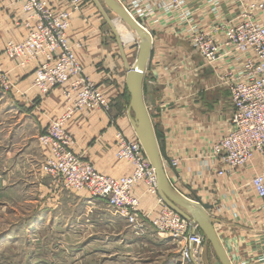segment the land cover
Listing matches in <instances>:
<instances>
[{
    "label": "crops",
    "instance_id": "0c3cea01",
    "mask_svg": "<svg viewBox=\"0 0 264 264\" xmlns=\"http://www.w3.org/2000/svg\"><path fill=\"white\" fill-rule=\"evenodd\" d=\"M45 1L55 12L70 14L68 38L75 54L85 73L99 85L111 102L109 111L84 109L67 121L66 130L74 139L72 149L82 159L92 162L102 174L112 177L130 175L133 165L116 155L118 132L132 140L137 138L129 117L130 95L126 86L128 70L116 36L110 26L104 25L106 20L93 0H80L78 6L74 0ZM187 2L193 20L214 16L213 13L203 12L208 9L209 1ZM25 18L21 0H0V64L20 89V94H16L18 109L32 115L44 131L51 121L60 118L65 112L68 101L64 90L68 84L42 94L33 86L37 62L22 66L20 60H11L4 52L9 41L19 43L27 36L28 30L22 23ZM141 22L153 34L144 94L147 107L153 113L162 159L186 158L179 169L182 178L175 182L176 187L186 196L199 200L206 209L218 208L219 204L226 203L224 196L229 195L234 201L230 193L242 186L240 177L220 179L211 173L198 178L201 168L195 159V156L205 152L218 132L230 129L232 106L228 88L221 83L214 67L208 66L182 35L179 14L160 10ZM125 50L129 51L126 45ZM127 58L132 65L135 59L131 60L129 52ZM227 67L237 70L241 64L231 63ZM173 178L174 175H171V180ZM134 194L140 198L143 213L152 212L153 216L160 212L161 206L158 207L154 196L146 192L144 182L134 187ZM79 195L82 196V193ZM83 197L92 198L88 194ZM244 199L247 202L244 203L246 209L243 210L240 205L234 210L237 215L244 213V217L236 218L233 213L225 211L223 214L218 213L212 222L232 264H260L264 251V200L257 203L256 207L257 204L247 201L246 196ZM87 202L94 206L107 204L99 198ZM77 220L80 222V218ZM113 221L104 218L108 225ZM84 224L94 227L91 219H86ZM165 239H168L166 243ZM138 240L162 247L169 244L171 239L150 232L143 238H129L127 244ZM177 245L180 248L177 258L166 262L163 260L160 264H190L183 262L181 245ZM207 251L208 248L205 255L212 254ZM209 257V260L208 255L204 260L201 258L200 264H214L218 260L216 254Z\"/></svg>",
    "mask_w": 264,
    "mask_h": 264
},
{
    "label": "built area",
    "instance_id": "2783aa9c",
    "mask_svg": "<svg viewBox=\"0 0 264 264\" xmlns=\"http://www.w3.org/2000/svg\"><path fill=\"white\" fill-rule=\"evenodd\" d=\"M21 1L26 13L22 23L28 33L22 42L9 41L4 52L11 60H20L21 65L37 62L33 85L40 93L68 84L64 90L68 101L65 112L51 123L43 140L52 145L47 172L59 178L68 189L88 191L93 197L107 201L115 213L142 230L145 222L139 219L140 202L134 195V187L143 181L149 193L159 194L156 172L149 157L137 138L132 140L118 132L117 157L130 162L133 172L112 177L100 173L68 148L72 139L65 129L67 121L84 109L109 111L111 102L85 73L75 54L68 38L70 14L55 12L45 0ZM79 1L74 0L76 6ZM207 1L210 9L203 12L214 16L196 21L187 0H118L144 28L141 20L160 10L179 14L182 35L206 64L214 67L221 83L228 88L232 106L230 129L218 132L208 147L205 146V152L195 159L201 168L198 178L211 173L220 179L240 177L242 186L230 193L234 201L228 195L223 197L226 203L219 204L218 208H205L209 215L213 214L212 220L225 211L238 218L241 216L234 210L240 205L246 209L245 196L249 202L264 200V0ZM231 63L241 64V68H228ZM6 77L0 64V81L11 88L12 84L5 82ZM184 160L183 157L163 160L170 185L179 194L202 205L176 187L175 182L182 178L179 169ZM171 175H174L172 180ZM159 200L162 207L154 222L155 228L181 245L183 262H194L193 258L199 261L206 240L198 224L184 218L160 195ZM260 264H264V251Z\"/></svg>",
    "mask_w": 264,
    "mask_h": 264
},
{
    "label": "rangeland",
    "instance_id": "374dc122",
    "mask_svg": "<svg viewBox=\"0 0 264 264\" xmlns=\"http://www.w3.org/2000/svg\"><path fill=\"white\" fill-rule=\"evenodd\" d=\"M108 14L118 19L114 12L108 10ZM118 20L131 29L126 22ZM104 25L109 26L107 21ZM138 40L137 37L124 42L132 61L137 57ZM5 73L8 76L5 82L12 86L6 87L0 81V264H160L163 260L176 259L180 248L170 237L169 244L162 247L143 240L127 244L129 238H143L150 232L167 236L155 228L159 213L153 216L152 212L143 213L137 195L134 194L140 202L139 219L145 222L142 230L115 213L107 201L106 205L89 204L87 201L95 197L88 191L68 189L59 178L47 172L52 145L43 140L54 120L42 131L32 115L19 110L16 94H20V89L11 81L9 73ZM69 136L72 142L68 148L74 152V140ZM146 192L149 193L147 184ZM84 194L92 198H85ZM151 195L158 207H162L159 194ZM240 216L244 217V213ZM104 218L114 221L108 225ZM86 219H91L94 227L85 225ZM205 240L199 261L207 255L209 260V256L216 254L206 236ZM206 247L207 253L212 254L205 255Z\"/></svg>",
    "mask_w": 264,
    "mask_h": 264
},
{
    "label": "water",
    "instance_id": "95a60500",
    "mask_svg": "<svg viewBox=\"0 0 264 264\" xmlns=\"http://www.w3.org/2000/svg\"><path fill=\"white\" fill-rule=\"evenodd\" d=\"M114 32L119 44L121 54L127 66L126 86L130 95L129 117L135 130L137 139L142 144L149 157L157 176L158 192L161 198L171 208L187 220L197 223L215 251L218 260L214 264H232L230 257L218 235L212 220L201 204L189 200L176 192L164 166L158 137L153 121V113L149 111L144 94L145 73L150 60L153 44V34L144 28L118 0H93ZM114 12L118 19L126 22L137 33L138 53L132 65L129 64L124 42L118 34L114 19L108 14ZM195 263V262H194ZM197 264V263H196Z\"/></svg>",
    "mask_w": 264,
    "mask_h": 264
},
{
    "label": "bare ground",
    "instance_id": "6f19581e",
    "mask_svg": "<svg viewBox=\"0 0 264 264\" xmlns=\"http://www.w3.org/2000/svg\"><path fill=\"white\" fill-rule=\"evenodd\" d=\"M114 23L116 25V29L118 31V34L121 37L123 42L127 43L131 40H134L137 37V33L133 29H129L125 24H123V26H122V23H120V21L118 19L114 20ZM193 260H194L195 264L196 263L200 264L198 259L193 258Z\"/></svg>",
    "mask_w": 264,
    "mask_h": 264
}]
</instances>
